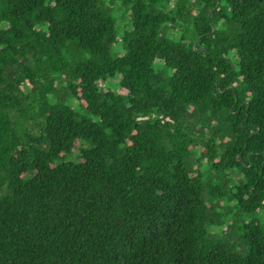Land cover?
Returning <instances> with one entry per match:
<instances>
[{
    "label": "trees",
    "instance_id": "obj_1",
    "mask_svg": "<svg viewBox=\"0 0 264 264\" xmlns=\"http://www.w3.org/2000/svg\"><path fill=\"white\" fill-rule=\"evenodd\" d=\"M0 264H264V0H0Z\"/></svg>",
    "mask_w": 264,
    "mask_h": 264
},
{
    "label": "rangeland",
    "instance_id": "obj_2",
    "mask_svg": "<svg viewBox=\"0 0 264 264\" xmlns=\"http://www.w3.org/2000/svg\"><path fill=\"white\" fill-rule=\"evenodd\" d=\"M224 1V0H223ZM115 17L117 18V21H118V23H117V26H118V28L119 29H122L123 28V25H122V20H120L119 19V11H117L116 12V15H115ZM166 26V25H165ZM167 27V26H166ZM171 32H172V30L170 29V30H168L167 31V34L168 35H170L171 34ZM187 39L188 40H191V38L190 37H187ZM240 231H238V229L237 230H235V232H234V234H232L231 236H230V240L231 241H235V242H239V243H241V240H240Z\"/></svg>",
    "mask_w": 264,
    "mask_h": 264
},
{
    "label": "water",
    "instance_id": "obj_3",
    "mask_svg": "<svg viewBox=\"0 0 264 264\" xmlns=\"http://www.w3.org/2000/svg\"><path fill=\"white\" fill-rule=\"evenodd\" d=\"M195 47H197V44L195 45Z\"/></svg>",
    "mask_w": 264,
    "mask_h": 264
}]
</instances>
